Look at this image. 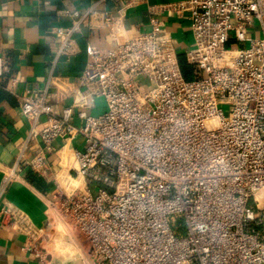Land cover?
<instances>
[{"label":"built area","instance_id":"obj_1","mask_svg":"<svg viewBox=\"0 0 264 264\" xmlns=\"http://www.w3.org/2000/svg\"><path fill=\"white\" fill-rule=\"evenodd\" d=\"M161 10L188 21L187 53H177ZM95 13L63 12L73 25L52 30L60 43L47 87L15 94L28 142L39 138L43 148L0 168V201L25 169L49 175L56 143L81 137L54 207L89 243L91 264H264V0L148 6L151 30L107 49L88 45L74 102L58 113L49 96L55 67ZM102 17L106 26L120 19ZM180 54L199 76L184 78ZM7 70L0 56V80ZM99 100L103 112L88 113ZM0 223L24 237L22 250L34 257L24 264H55L44 252L45 226L13 205L1 207Z\"/></svg>","mask_w":264,"mask_h":264},{"label":"crops","instance_id":"obj_2","mask_svg":"<svg viewBox=\"0 0 264 264\" xmlns=\"http://www.w3.org/2000/svg\"><path fill=\"white\" fill-rule=\"evenodd\" d=\"M178 1L148 0V4L125 6L123 2L101 0H0V56L8 66L0 80V168H12L20 156L25 162L29 161L43 148L39 138L28 142L30 124L22 114L15 94H22L29 88L42 90L47 87L54 52L60 43V38L53 35L52 30L73 25L72 19L63 15L64 11L85 13L95 6L97 14L88 17L81 32L75 35L74 53L69 58L60 59L55 67L56 80L49 85V96L58 113L74 102L73 92L80 84L88 45L107 49L139 32L149 31L148 6L164 7ZM104 13L120 16L118 24L106 26L102 17ZM157 15L164 23V29L173 37L177 53L190 51L193 35L188 21L162 10ZM103 110L104 104L98 102L88 113L99 115ZM47 123L48 119L43 117L38 129ZM82 145L81 137L66 144L56 143L55 150L47 153L49 175H37L42 180L37 184L28 180L30 170L22 171L3 195L0 209L5 205L16 206L26 212L36 225L45 226L48 234L56 229L58 209L54 207V201L57 183L68 178L73 150ZM2 177L0 173V185ZM23 245L24 237L0 223V264L34 262L33 255L22 250Z\"/></svg>","mask_w":264,"mask_h":264},{"label":"rangeland","instance_id":"obj_3","mask_svg":"<svg viewBox=\"0 0 264 264\" xmlns=\"http://www.w3.org/2000/svg\"><path fill=\"white\" fill-rule=\"evenodd\" d=\"M147 81L144 82V84ZM104 103L103 100L98 101ZM226 115H228L229 108L227 106L223 107ZM57 224L63 227V231H58L56 229L50 231V240L44 244V252L52 258L55 264H85V262L91 264V251L89 248V243L81 235L80 231L77 229L73 221L62 211L60 208L57 210ZM56 224V225H57ZM58 242L60 247H54V243ZM79 251V256L74 259H67L68 256L74 255L76 251Z\"/></svg>","mask_w":264,"mask_h":264},{"label":"trees","instance_id":"obj_4","mask_svg":"<svg viewBox=\"0 0 264 264\" xmlns=\"http://www.w3.org/2000/svg\"><path fill=\"white\" fill-rule=\"evenodd\" d=\"M178 60H179L180 70L186 80H190L195 76H199L197 75V68L187 63L185 55L180 54ZM27 174H28L27 175L28 180H30L33 183L37 182V184H40L39 182L42 181L41 179H38L39 177L37 176V174H35L32 171H29V173Z\"/></svg>","mask_w":264,"mask_h":264},{"label":"clouds","instance_id":"obj_5","mask_svg":"<svg viewBox=\"0 0 264 264\" xmlns=\"http://www.w3.org/2000/svg\"><path fill=\"white\" fill-rule=\"evenodd\" d=\"M54 227H56L57 230H58V231H61V232L64 230L63 227L60 226L59 224L54 225ZM54 247L59 248V247H60L59 243H58V242L54 243ZM77 256H79V251H78V250L75 252L74 255H70V256H68L67 259H74V258H76Z\"/></svg>","mask_w":264,"mask_h":264}]
</instances>
